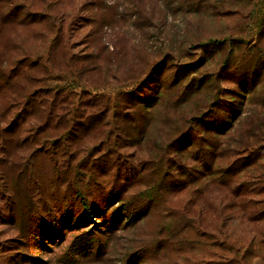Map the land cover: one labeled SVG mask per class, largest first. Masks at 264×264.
Returning <instances> with one entry per match:
<instances>
[{
    "label": "rangeland",
    "instance_id": "rangeland-1",
    "mask_svg": "<svg viewBox=\"0 0 264 264\" xmlns=\"http://www.w3.org/2000/svg\"><path fill=\"white\" fill-rule=\"evenodd\" d=\"M51 78L117 124L0 146V264H264V0H0V110Z\"/></svg>",
    "mask_w": 264,
    "mask_h": 264
},
{
    "label": "trees",
    "instance_id": "trees-1",
    "mask_svg": "<svg viewBox=\"0 0 264 264\" xmlns=\"http://www.w3.org/2000/svg\"><path fill=\"white\" fill-rule=\"evenodd\" d=\"M16 8L15 11L22 13V16H26V19H31V16L27 15L28 12H23L22 6H16ZM42 15L43 14L40 15L41 19L39 22L45 20L42 19ZM57 23L58 20L55 17L50 25L51 31ZM54 33L56 36H58V34L62 35L60 25L58 26V30ZM55 35L52 37L47 36L46 39L49 44L57 41ZM205 44L217 45L220 43L217 40H208ZM43 49H46V47ZM73 55L79 62L86 60L83 58V56H80L77 53ZM43 56L46 57L48 55L45 52ZM14 61H12V63L17 64L18 61ZM36 65H39L40 67H42L41 65H46L45 59L41 58L38 60L31 58L27 60V63L21 64L22 67H34ZM21 66L14 65L11 67L9 66L10 68L7 66L9 77L6 78L4 82L10 81L12 76L16 75L15 73L18 72L20 68H22ZM58 80L59 79L57 78H51L48 80V84L45 83V86H42V88H34L25 94L21 102L17 104V108L13 111V113L10 114L11 109L5 113L0 110V113H3L1 114V118L3 116L5 117L6 114L9 116V118L7 120H3V124L0 125V146H5L7 142H10L16 138L17 134L19 138L22 137V141L20 142L27 143L30 138L37 136L40 132H43L44 134L47 131L45 129L51 127L50 125L53 124L59 126L62 125L65 129V131L61 132L60 134H56L54 136V138H56L53 141H57V139H63L65 136H68V133L71 132V130L74 131L75 128L86 130L92 125V123H95L94 120H96V122L98 121L100 124H104L103 127L111 126L112 128L117 124L116 111L121 109L118 98L120 95L125 94V92H118L115 101L114 99L110 100L106 98V101H104L99 106L96 103H92L91 99L87 100L86 102H82L76 98L71 100L70 104L65 105V102H67V98L69 97L66 96V94L63 95L62 93L66 91L65 87H67L70 91L75 89L74 80H70L69 82L59 85L56 84L57 82L59 83ZM126 94L133 95V93L130 92H126ZM62 107L64 108L60 110ZM147 107V105L134 102L131 107L125 109L141 108L144 115L143 124H146L150 114ZM25 124L27 128L23 129L22 126ZM117 129H119L118 125ZM23 132H27V136H21ZM53 141L49 143H55ZM43 143L44 142H42V144Z\"/></svg>",
    "mask_w": 264,
    "mask_h": 264
}]
</instances>
